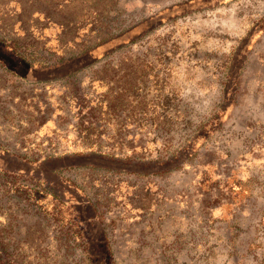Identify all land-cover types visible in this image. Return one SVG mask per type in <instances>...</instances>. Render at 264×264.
<instances>
[{"label": "rangeland", "instance_id": "rangeland-1", "mask_svg": "<svg viewBox=\"0 0 264 264\" xmlns=\"http://www.w3.org/2000/svg\"><path fill=\"white\" fill-rule=\"evenodd\" d=\"M0 38V264H264V0H0Z\"/></svg>", "mask_w": 264, "mask_h": 264}, {"label": "trees", "instance_id": "trees-1", "mask_svg": "<svg viewBox=\"0 0 264 264\" xmlns=\"http://www.w3.org/2000/svg\"><path fill=\"white\" fill-rule=\"evenodd\" d=\"M5 40L0 38V62L3 64L4 68L9 71L11 74H14V75H17V76H20V77H28L30 75H33L34 71L37 70V63H34L32 61H30L29 59L23 57V55H21L19 52H18V47H17V43H15V41H10V44L9 45H4ZM9 59V57L11 59H14V60H17L19 62H21V64L23 65L24 67V70H19L18 72L17 71H14L8 61H7V58ZM56 66V65H55ZM94 152V151H92ZM74 156H87V159L89 160L88 162L89 163H86L84 164V166H98V167H101V168H107L106 166H110L112 165L111 167H113V164L114 166L116 164H121V163H118L119 161L117 159H121L119 157H112L110 155H107L105 153H101V152H95V153H87V154H73ZM91 155H94L96 158L100 159L99 162H91L90 159L92 158ZM10 156H14V155H10ZM68 155H62V156H49L48 159L44 158V159H36L34 160L33 162H28L27 160H25L24 158H19L20 156H14L16 159V161L18 162H24V163H38V164H35L34 166L38 167V165L42 164L43 162H45L46 160H62V159H65ZM70 156V155H69ZM113 158V159H111ZM107 159H110L109 162L108 161H103V160H107ZM116 160V161H115ZM122 160V159H121ZM133 160V159H132ZM121 162V161H120ZM76 166H82L79 165V164H75ZM73 165H69V166H66V165H59L58 167H54L52 169H50V173L54 174L55 177H57V181H60L61 179H63V176L62 173L68 169V168H72ZM117 168V167H115ZM20 171V170H19ZM21 172H23V170H21ZM63 181V180H61Z\"/></svg>", "mask_w": 264, "mask_h": 264}, {"label": "crops", "instance_id": "crops-1", "mask_svg": "<svg viewBox=\"0 0 264 264\" xmlns=\"http://www.w3.org/2000/svg\"><path fill=\"white\" fill-rule=\"evenodd\" d=\"M7 58V57H6ZM7 61L10 65V67L14 70V71H19V70H24V67L23 65L21 64V62L17 61V60H14V59H11L9 57V59L7 58Z\"/></svg>", "mask_w": 264, "mask_h": 264}]
</instances>
